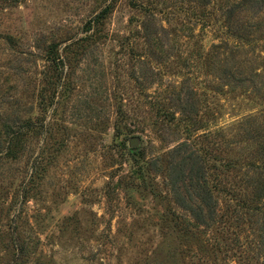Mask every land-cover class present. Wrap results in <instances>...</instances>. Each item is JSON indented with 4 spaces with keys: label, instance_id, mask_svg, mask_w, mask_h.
<instances>
[{
    "label": "rangeland",
    "instance_id": "rangeland-1",
    "mask_svg": "<svg viewBox=\"0 0 264 264\" xmlns=\"http://www.w3.org/2000/svg\"><path fill=\"white\" fill-rule=\"evenodd\" d=\"M105 1L0 0V264H264V0Z\"/></svg>",
    "mask_w": 264,
    "mask_h": 264
},
{
    "label": "trees",
    "instance_id": "trees-1",
    "mask_svg": "<svg viewBox=\"0 0 264 264\" xmlns=\"http://www.w3.org/2000/svg\"><path fill=\"white\" fill-rule=\"evenodd\" d=\"M107 1L108 0H106L105 2H107ZM151 1L152 0H149L147 2H144L142 0L141 1L140 0H137V6H141L142 7L141 10H144V12L146 11L145 14H143L144 16L149 15V12L147 10L150 7L154 6V4L151 3ZM111 8H112V4L111 3L105 4V6L97 14H94V16L87 21L85 31L88 32L90 30H93V33H91V36L90 37H92V36H94V35L97 34L98 28L103 24L104 18L106 16V14L110 11ZM142 22H143V20H142ZM146 27L147 26L145 25V28ZM190 117L191 116L188 115L187 116V120L190 121Z\"/></svg>",
    "mask_w": 264,
    "mask_h": 264
},
{
    "label": "water",
    "instance_id": "water-1",
    "mask_svg": "<svg viewBox=\"0 0 264 264\" xmlns=\"http://www.w3.org/2000/svg\"><path fill=\"white\" fill-rule=\"evenodd\" d=\"M131 144H132V145H137V140H135V139L132 140V141H131Z\"/></svg>",
    "mask_w": 264,
    "mask_h": 264
}]
</instances>
